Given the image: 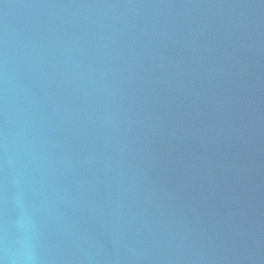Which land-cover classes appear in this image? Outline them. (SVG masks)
<instances>
[{"label": "water", "instance_id": "1", "mask_svg": "<svg viewBox=\"0 0 264 264\" xmlns=\"http://www.w3.org/2000/svg\"><path fill=\"white\" fill-rule=\"evenodd\" d=\"M0 264H264V0H0Z\"/></svg>", "mask_w": 264, "mask_h": 264}]
</instances>
